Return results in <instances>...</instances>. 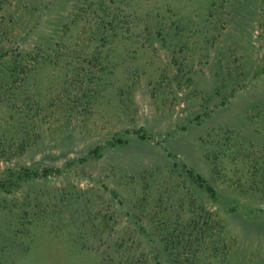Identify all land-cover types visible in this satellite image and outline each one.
I'll return each mask as SVG.
<instances>
[{
    "label": "rangeland",
    "instance_id": "374dc122",
    "mask_svg": "<svg viewBox=\"0 0 264 264\" xmlns=\"http://www.w3.org/2000/svg\"><path fill=\"white\" fill-rule=\"evenodd\" d=\"M0 183V264H264V0H0Z\"/></svg>",
    "mask_w": 264,
    "mask_h": 264
},
{
    "label": "trees",
    "instance_id": "16d2710c",
    "mask_svg": "<svg viewBox=\"0 0 264 264\" xmlns=\"http://www.w3.org/2000/svg\"><path fill=\"white\" fill-rule=\"evenodd\" d=\"M12 69H13V68H12ZM46 172H47V170H46V169H43V171H42L40 174H42V175H46V174H47ZM36 175H38V173L32 172V171L29 170V169H25V170H23L22 173H19V174L16 176L15 181L12 180V181L9 182L8 184H6V186H9L10 188H11V186L14 187V185L17 184L18 182H20V181H22V180H24V179H26V178L34 177V176H36ZM192 180H193L195 183H197L198 185L203 184V183H202L203 180H201V178H200L197 174L194 175V177L192 178ZM5 183H6V182H5ZM5 183H0V185L2 186V188H3V186H4L3 184H5ZM15 186H16V185H15ZM206 190H209V188L207 187Z\"/></svg>",
    "mask_w": 264,
    "mask_h": 264
}]
</instances>
